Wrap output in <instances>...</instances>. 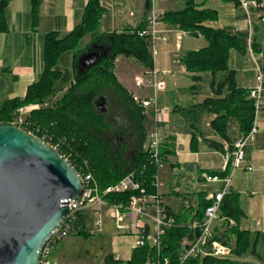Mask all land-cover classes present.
<instances>
[{
    "label": "trees",
    "instance_id": "trees-1",
    "mask_svg": "<svg viewBox=\"0 0 264 264\" xmlns=\"http://www.w3.org/2000/svg\"><path fill=\"white\" fill-rule=\"evenodd\" d=\"M208 0H185L184 6L176 10L164 12L163 21L169 26L178 27L192 35H202L208 45L197 51L185 53L182 63L186 70L193 74V80H199L200 74L227 72L223 82L211 83L212 97L206 98L200 107L208 113L216 115L211 126L224 139L228 137L229 121L235 118L244 134H247L253 124L254 103L248 98L249 89L237 87L236 73L229 68L231 50L246 53L247 32H230L226 29L209 26L207 22L217 21L219 16L215 9L205 7ZM232 1V0H228ZM238 4V0H234ZM43 0H31L32 15L37 22ZM10 0H0V32L9 30L6 16ZM150 3L145 0L147 13ZM105 10L99 0H89L81 22L68 34L49 32L45 36L43 46L44 71L42 76L29 85L23 98L14 97L0 104V123L11 124L18 108L31 104H44L40 108H33L26 117L23 125L26 130L37 136L46 134L52 144L59 145L63 155H70L74 161L86 159L90 163L93 173L100 186L104 189L122 179L133 167L136 177L143 183L147 191L155 193V177L158 168L150 158L144 146L148 132L152 125L145 109L134 101L132 94L120 83L115 74L116 60L125 56L138 62L145 69L154 68V60L150 44L146 38L139 36V31L147 25L146 15L136 28H129L118 32H100L85 48H81L83 39L100 31ZM256 50L259 44L254 43ZM88 50H98L102 59L91 67L79 70V58ZM73 53L75 59V82L63 90L68 82L63 76L58 64L61 58ZM225 90L227 94L224 95ZM64 91V93H62ZM62 95L55 99L57 94ZM111 96L117 107L127 118L129 125L117 126L115 131L129 139L119 146H115L107 132L113 128V122L106 119V115L99 112L95 100L100 96ZM137 145L135 146V142ZM221 144L218 145L223 149ZM132 148L130 157L126 154ZM173 154V147L169 142L161 148L164 161ZM217 174V173H212ZM226 176L227 172L219 174ZM210 201L206 196L201 197L196 218L202 220L205 209ZM190 209L181 208L176 215L179 226L170 229L164 239V249L161 257H168L170 264L179 263V252L185 238L194 239L198 230H193L188 223L192 216ZM221 215L232 218L236 225L227 227L224 237L226 243L234 240L233 255L242 257L247 254H257L258 235L240 228V221L246 216L240 204L239 194L233 190L227 194L221 205ZM194 217V216H193ZM77 227L82 229L77 234L89 233L85 229L84 218H80ZM181 224V225H180ZM232 245V244H231ZM158 258L157 252L149 247L135 249L129 264H145L148 259ZM230 258L218 259L212 257H194L187 264H228ZM103 264H126L116 259L113 254L104 258Z\"/></svg>",
    "mask_w": 264,
    "mask_h": 264
},
{
    "label": "crops",
    "instance_id": "crops-1",
    "mask_svg": "<svg viewBox=\"0 0 264 264\" xmlns=\"http://www.w3.org/2000/svg\"><path fill=\"white\" fill-rule=\"evenodd\" d=\"M88 1L43 0L39 20L35 22L32 15L31 0H10L6 11L9 30L0 32V104L8 99L23 98L26 95L29 85L36 82L44 71L43 46L46 34L53 31L62 36L70 33L81 22ZM99 1L105 10L101 22V33L106 32L104 26H109L110 31L116 30L118 32L136 28L146 15L145 0ZM177 1L181 2L182 0H158L157 5L160 10L165 12L170 9L168 7L172 5V2L177 4ZM214 2L221 3L220 9L223 11H221L217 21L207 22L209 26L226 29L232 33L246 32V15L236 1L208 0L204 6L215 9L216 7L211 5ZM121 9L125 12L120 13L119 10ZM130 12H134V16H130ZM121 17H123V20L119 19ZM255 22L257 24L256 18ZM160 28L165 30L174 29L173 26H169L164 21L161 22ZM176 30L169 34V41L170 35L175 34L177 46H181L183 36L179 40L178 33L182 30ZM262 34L263 31L258 26L256 32L257 42H260ZM93 35H88L83 39L82 44L85 40H88V42L85 41V47L92 41ZM187 35L192 34L187 32ZM196 36L205 39L202 35ZM163 43L160 46L162 51L168 52L169 44ZM207 45L206 40L205 47ZM179 46L178 48H180ZM65 55L59 61L58 67L63 76L68 79L65 86V89H67L72 82H75V59L73 53H67V57ZM64 57H66L65 60ZM155 67L161 71L170 72L163 75L167 82V88L165 91L159 92L158 104L160 107L168 109L165 114V129L161 132L163 145L169 142L173 147V154L168 155L167 160L164 161L169 162L168 167L159 170V178L162 184L159 192L165 205L170 210L178 213L181 208L190 209L192 211L191 218H195L197 217L196 213L201 197L207 196L210 191L220 186V184L204 185L202 175L204 173H223L225 154L229 152L230 147L244 133L239 122L232 118L229 121L227 131L229 139L222 138L211 126V122L216 115L208 113L206 109L199 106L206 98L213 96L211 83L219 84L223 82L227 72L203 73L200 74L201 79L193 80V74L186 70L183 63L178 64L175 61V64H171L165 56L158 60ZM229 67L236 73L238 88L248 90L255 86L254 75L250 69V67L253 69V65L250 60H245V54L233 52L230 56ZM142 69L145 68L131 58L120 56L116 60V77L131 94L133 93L131 89H134V91L138 89L135 86L134 77ZM187 78L189 82L182 81ZM200 83L206 85L209 91L201 94V90L198 88ZM227 92L225 90L224 95ZM141 95L144 96L145 92L142 91ZM145 112L149 115L153 125V109H145ZM258 122L260 130L256 140L246 146V164L243 167L246 175L250 172L256 174L253 175V178L244 176V182H240L238 180V169L235 171L231 182V189L239 194L241 207L246 214L242 219L249 216H259L264 220V100ZM219 144L222 145L223 149L218 147ZM246 166H250L252 169L248 170ZM253 181L257 182L259 188L263 187V197L257 203L254 202V199L248 197V193H242V188L244 186L251 188V184H254ZM239 188H241V191ZM186 202H188L189 208L186 206ZM261 224L260 220L255 225H252L249 220H245L241 225L240 221L241 229L258 235L257 254H247L242 257H236L232 254L230 257L232 262L228 264H264V253L260 248L261 241L264 238V230ZM220 225L222 224L219 223L218 228H220ZM120 240L126 241L132 250L130 257L125 262L127 263L134 251L133 240L120 236L117 232L114 242ZM231 244L234 246V240ZM55 258L59 264L56 256ZM115 258L120 259L119 257Z\"/></svg>",
    "mask_w": 264,
    "mask_h": 264
},
{
    "label": "built area",
    "instance_id": "built-area-1",
    "mask_svg": "<svg viewBox=\"0 0 264 264\" xmlns=\"http://www.w3.org/2000/svg\"><path fill=\"white\" fill-rule=\"evenodd\" d=\"M157 2L158 0H149L150 6L145 18L147 25L139 31V36L146 38L150 44L154 68L146 69L134 77L135 86L145 92V95L132 93L137 104L144 109L152 108L154 112L153 125L149 129L144 148L158 168L154 182L156 192L147 191L143 183L136 177L133 167H130L127 174L118 182L102 189L88 160L74 161L75 164H73L69 159L71 156L64 155L79 172L84 190L79 199L70 201L69 215L43 247L40 264H58L54 256L55 246L70 234L78 233L82 229V225L79 227L76 225L80 218H84L85 229L92 235L103 234L106 224L114 221L118 234L133 240L134 250L149 247L157 252L158 258L148 259L145 264H170L168 257H161L164 249L163 239L166 233L179 226V223L176 220L177 212L170 210L165 205L159 192V188L162 186L159 170L164 163L161 157V148L164 144L161 132L165 129V114L168 109L160 107L158 104L159 92L165 91L167 88V82L163 75L170 72L156 68L155 57L158 54L157 44L167 43L169 34L177 30L160 28L164 11L158 8ZM238 4L244 11L247 20L245 60L252 62L255 72L256 84L249 89L248 95V98L254 103L253 124L250 131L243 134L225 154L223 172H227V175L209 173L202 175L204 185L220 184V186L207 194L206 198L210 204L205 209L203 219L200 221L195 217L189 221V227L198 230V235L194 239L185 238L183 240L178 264H187L189 259L194 257L227 259L233 254V247L226 243L224 234L226 228L235 226L236 222L232 218L221 215V205L224 197L232 190L231 182L235 171L243 168L246 164V146L254 142L259 133L258 119L264 100V0H238ZM119 12L123 11L119 10ZM130 16H134V12H130ZM258 26L262 29L263 34L258 42L259 50H256L254 43L257 38ZM182 31L178 33L179 40L182 36L187 35V31ZM29 112L27 107L18 108L15 113V122L11 124L25 129L23 125ZM27 131L36 135L32 131ZM38 137L59 150V145L52 144L46 134ZM246 168L252 169L250 166H246ZM186 206L190 207L188 202H186ZM219 223L222 224L220 228H218Z\"/></svg>",
    "mask_w": 264,
    "mask_h": 264
},
{
    "label": "water",
    "instance_id": "water-1",
    "mask_svg": "<svg viewBox=\"0 0 264 264\" xmlns=\"http://www.w3.org/2000/svg\"><path fill=\"white\" fill-rule=\"evenodd\" d=\"M102 59L88 50L80 71ZM107 97L95 100L107 111ZM84 186L74 165L42 138L0 123V264H40V255L79 199Z\"/></svg>",
    "mask_w": 264,
    "mask_h": 264
},
{
    "label": "rangeland",
    "instance_id": "rangeland-1",
    "mask_svg": "<svg viewBox=\"0 0 264 264\" xmlns=\"http://www.w3.org/2000/svg\"><path fill=\"white\" fill-rule=\"evenodd\" d=\"M184 1L182 0L181 2H178L177 4H175L176 2H172L168 8H170L169 10H175V9H180L184 6ZM174 4V5H173ZM211 5H213L215 8V10L218 12V16H220L221 11H223L222 9H220L221 7V3H211ZM123 12H125L123 9H121ZM168 11V10H166ZM165 11V12H166ZM122 12V13H123ZM121 16V15H120ZM120 20H123V17L119 18ZM104 28L106 29V32H110V28L109 26H104ZM174 29H177L178 27H173ZM101 31H98L97 33H95L93 36L99 34ZM91 38V37H88ZM86 42H88V40H85ZM85 41L82 44L81 43V48H85ZM83 42V41H82ZM164 43H159L157 44V48H158V54L155 57L156 58V63H158V60H160L161 57L165 56L166 58L169 59V61L171 62V64H175V61L179 64L180 62L182 63L183 57L185 55L186 52L188 51H197L200 50L202 48L205 47L206 45V40L203 39L200 36H195V35H184L183 36V43L181 44L180 48H178L177 46V37L175 36V34H171L170 35V41L169 43V51L168 52H163L161 49V45ZM87 46V45H86ZM177 47V48H176ZM237 53V50H231L230 52V56L232 53ZM240 53V52H239ZM67 57V54L65 55ZM64 57V60L65 58ZM179 60V62H178ZM229 66H230V58H229ZM230 68V67H229ZM250 69L252 70V73L254 75V83L256 84V80H255V72L252 69V67H250ZM146 69H142L141 73H143V71H145ZM120 73V72H119ZM68 80V79H67ZM182 81L184 82H189V79H183ZM169 84V83H168ZM254 84V85H255ZM198 88H200L201 90V94H204L205 91H209V89L206 87V85L204 84H199ZM63 90H66L65 88ZM133 91V93H138V94H142V91H140L139 89H136L134 91V89H131ZM62 93H64V91H62ZM62 93L57 94L55 96L56 98H59ZM107 111L105 112L104 115H106V119L110 122H113V128H111V130H109L107 132V135L109 136V138H117L119 133L117 131H115V128L117 126L120 127H126L127 125H129V122L127 120V118L125 117V115L123 114V112H121L120 108L117 107V103L114 102V99L111 96L107 97ZM44 104H31V105H25L22 107H27L29 108L30 112L32 110V108H40L41 106L45 105ZM16 117L14 116L11 123L15 122ZM151 129V128H150ZM122 138L125 139H129L128 136L125 135H121ZM135 142V146L137 145L136 141ZM132 152V148L128 150L126 156L127 158L130 157V153ZM166 163V164H165ZM169 162H164L162 164V170L165 169V167L167 168ZM245 168H241L238 170V180L240 182H244V176H250L253 178V175H255L256 173L254 172H250V173H244ZM246 172V171H245ZM237 176V175H236ZM254 184H251V188H248L247 186H244L242 193H248V197L254 199V202H260L261 197H263L262 194V190L263 187L259 188V185L257 184V182L253 181ZM241 191V188H239ZM252 193V194H250ZM241 204V203H240ZM245 220H249V222L252 225H255L257 223V221L260 220L261 227L264 230V220H262V218H260L259 216H249L247 218H244L241 220V225H243V222ZM260 228V226H259ZM117 234V230L115 228V223L114 221H111L110 223H107L105 228H104V233L101 235H92V234H88L87 236H85L84 234H77V233H72L70 234L68 237L64 238L61 242H59L54 249V256L57 257L59 264H102L104 261V258L106 255L108 254H113L115 257H119L120 260H122L123 262H126L128 260V258L131 255V247L130 245L123 240L120 241H115L114 242V238ZM261 250L264 253V238L261 241Z\"/></svg>",
    "mask_w": 264,
    "mask_h": 264
},
{
    "label": "flooded vegetation",
    "instance_id": "flooded-vegetation-1",
    "mask_svg": "<svg viewBox=\"0 0 264 264\" xmlns=\"http://www.w3.org/2000/svg\"><path fill=\"white\" fill-rule=\"evenodd\" d=\"M112 143L115 145V146H119L120 144H123L124 143V139L123 138H120V137H117V138H110Z\"/></svg>",
    "mask_w": 264,
    "mask_h": 264
}]
</instances>
